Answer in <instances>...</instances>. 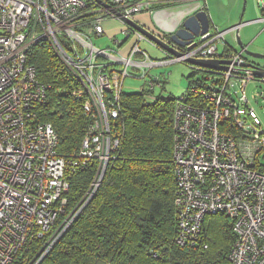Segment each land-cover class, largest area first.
<instances>
[{"label": "built area", "instance_id": "2783aa9c", "mask_svg": "<svg viewBox=\"0 0 264 264\" xmlns=\"http://www.w3.org/2000/svg\"><path fill=\"white\" fill-rule=\"evenodd\" d=\"M102 1L110 8L90 11L95 16L85 26L76 19L85 15L86 0H0V264H40L85 208L83 204L66 215L67 172L93 165L95 160H83L93 156L89 151L94 148L101 163L97 161V181L85 200L104 178L106 154L120 144L114 124L129 67L142 72L146 82L141 92L147 98L162 84L151 75L153 69L192 59L229 63L223 70L195 66L207 79H194L175 100L176 243L198 246L205 218L224 214L233 221L236 236L230 264H264V130L247 96L249 84L257 79L241 55L220 52L227 35L238 33L242 25L224 32L214 28L178 48L181 55L173 61H153L140 48L148 39L123 20L135 21L144 9L140 0ZM257 2L264 23V0ZM109 18L120 20L126 37L135 40L125 58L91 42L93 35L104 33ZM45 38L74 71L78 87L73 95L91 118L82 150L69 162L58 154L53 125L39 119L49 86L28 63L32 46ZM259 81L264 83V77ZM39 241L42 245L33 255L31 243Z\"/></svg>", "mask_w": 264, "mask_h": 264}, {"label": "trees", "instance_id": "16d2710c", "mask_svg": "<svg viewBox=\"0 0 264 264\" xmlns=\"http://www.w3.org/2000/svg\"><path fill=\"white\" fill-rule=\"evenodd\" d=\"M86 2L85 15L76 21L89 26L95 16L90 11L97 6L92 0ZM128 40L132 48L135 40L131 36L125 43ZM28 63L36 69L40 82L49 86L47 100L38 109L39 119L53 125L59 152L71 156L80 150L90 125L82 100L73 95L77 77L46 38L32 46ZM197 75L194 71L189 85ZM176 99L159 97L151 103L144 94L123 93V114L115 122L123 133L121 148L109 162L98 193L40 264H230L236 236L233 221L224 214L205 218L198 246L176 244ZM94 168L68 170L66 215L85 205L82 199ZM41 245L40 241L31 243V253L36 254Z\"/></svg>", "mask_w": 264, "mask_h": 264}, {"label": "rangeland", "instance_id": "374dc122", "mask_svg": "<svg viewBox=\"0 0 264 264\" xmlns=\"http://www.w3.org/2000/svg\"><path fill=\"white\" fill-rule=\"evenodd\" d=\"M237 1L238 0H213L210 6L209 12L211 16L213 14L217 20L221 21L222 26L228 24L229 17L227 15L232 12V18L238 19V22L235 24L244 25L241 30V38H242L241 40H242L243 46L247 47L248 49L247 51L253 55L256 54V55L264 56V23L263 22L260 23L258 21L259 19H262V9L258 5L257 0H240V9L238 11ZM232 25L233 23L228 24L226 27L223 28V30L221 29L219 30L223 32L227 31L233 26H235V25L233 26ZM214 28L215 27H213V29ZM227 41H228V44L233 49L235 48L236 50L241 51V48L238 46V41L236 40V35L234 33H230L227 35ZM140 48L143 51H145L147 55L150 57V59H152L153 61H162V60H167L169 58L168 55L164 51H162L159 48H156L155 45H153L151 42L147 40L141 41ZM109 51L110 50H108V52ZM244 56L250 65L258 66L259 68L264 70V58L253 57L246 53H244ZM119 67L123 68L122 66H119ZM128 71L130 73V76L126 78L125 85H124V93L136 94V93L141 92V88L142 86H144L146 82L145 79H141L143 78V76L141 75L142 72L137 71L131 66L129 67ZM192 71H193L192 67L184 63H176V64L168 65L164 68L153 69L151 73L155 75H162L163 78H166L165 79L166 84H165V89L156 88L153 93H150V95L147 96L148 101L151 103L155 102V100L159 98L160 96L174 97V98H179L180 96H182L184 92H186L188 85H189L188 79L186 77L190 76L192 74ZM215 77L217 76L215 75ZM201 78H202V74L201 75L198 74L196 76V80H199ZM247 96L250 101L249 108L254 109L256 111L257 115L262 121L263 129H264V84L259 81L251 82L247 89ZM122 106L123 105H122V99H121V109L118 110V117L116 121L121 119L122 117V114H123ZM82 108H83V101H82ZM83 111H84V108H83ZM174 113H175V109H174ZM86 116L89 117L88 115ZM90 121H91V118H90ZM114 130L118 133L120 144L117 147H112L109 153L106 154V157H107V164H106V170H105L106 172H107L109 162L116 157L117 155L116 153L120 150L122 140H123V133L120 129L116 127V125H115ZM173 130H175L174 129V118H173ZM173 141H174V138H173ZM82 147H83V142L78 152L74 153L71 156H65L59 152V141H58L57 151H58L60 158H64L66 161L69 162L70 160H73L75 158L76 154L80 153V151L82 150ZM89 152H92L93 156L90 158H85L83 162L87 163L89 160H95L93 162V165H95L96 168H94L95 169L94 177L91 181V185L87 188V192L90 190L92 184L97 181L95 180L97 177L98 169H99V165L97 161L101 163V160L97 155V151L94 148H91ZM262 165L264 166V162H262ZM102 183H103V178H102V181L99 183L98 187L96 188V191L92 194L90 198H88L85 201V207L91 202V200L98 193ZM84 200H85V197H83L82 201ZM69 215L70 214H68V216Z\"/></svg>", "mask_w": 264, "mask_h": 264}, {"label": "crops", "instance_id": "0c3cea01", "mask_svg": "<svg viewBox=\"0 0 264 264\" xmlns=\"http://www.w3.org/2000/svg\"><path fill=\"white\" fill-rule=\"evenodd\" d=\"M212 1L213 0H140L142 5H144V9L141 13H138L136 15L135 22L138 23L139 25L145 27L151 33H153L155 36L160 37L165 42H170V39H171L173 32L176 29L181 28L182 24L184 23V21L188 17H191L200 11H205L209 15V18L211 21V28L210 29H213V27H215L216 29L223 30L224 27H226L228 24H232V23H233V25L236 26L237 24H235V23L238 22V19L232 18V12L227 15L229 17V22H228V24H226L224 26H222L221 21L217 20L213 14L211 16L209 9H210ZM237 4H238L237 8L239 11L240 0L237 1ZM99 5H100V7L105 8L101 4H99ZM197 6H199L200 9L198 11H195ZM105 9H108V8H105ZM260 20L261 19H259L258 21L260 22ZM241 30H240V34H239L240 40L242 39L241 38ZM125 32H126L125 26L122 24V22L120 20L115 19V18H109L104 23V33L100 36L93 35L91 37V42L93 43L94 47H96L99 50H103V51L110 50L109 53H111L115 56L121 57V58H125L128 56V54L130 53V50H131V43H130L131 41L128 40V42L125 43V39L128 38V37H126ZM241 42H242V40H241ZM152 44L155 45L154 43H152ZM238 46L240 47L239 42H238ZM155 47L159 48V47H157V45H155ZM174 47L178 48L176 45H174ZM228 47H229V49H232L234 51H238L235 48L233 49L229 44H228ZM104 61L109 62V63L113 62V60H111L109 58H104ZM193 73H194V71H192V74ZM192 74L186 78L190 79ZM151 75L154 77H159L161 79V82H162L161 86L156 87V88L165 89V84H166L165 79L166 78H163L162 75H155L152 73H151ZM141 79H145V78H141ZM125 81H124V85H125ZM255 82H258V81H255ZM259 82H261V81H259ZM261 83H263V82H261ZM188 84H189V81H188ZM124 85H123V93H124ZM188 87H189V85H188ZM142 88H143V86H142ZM142 88H141V90H142ZM139 93L143 94L142 92H139ZM160 97H163V96H160ZM249 103H250V101H249ZM262 127H263V125H262Z\"/></svg>", "mask_w": 264, "mask_h": 264}, {"label": "water", "instance_id": "95a60500", "mask_svg": "<svg viewBox=\"0 0 264 264\" xmlns=\"http://www.w3.org/2000/svg\"><path fill=\"white\" fill-rule=\"evenodd\" d=\"M96 2H98L105 8H110V5L102 0H96ZM123 20L129 27L144 35L150 42L157 45L160 49L176 56L180 54L178 48L187 47L196 38L205 35L211 28V21L209 15L205 11H200L194 14L193 16L188 17L182 24V27L180 29H176L173 32L170 42H165L160 37L155 36L145 27L136 23L134 20L125 19V18H123ZM174 45H176L178 48H175ZM250 55L253 57L264 58L263 55H256V54L253 55L251 53ZM189 63L202 68H208L212 70H221V69L223 70L229 62L226 60H216V59H208V60L196 59V60H190ZM249 67H251V69L253 70L254 74L257 77L259 78L264 77L263 69L254 65H249Z\"/></svg>", "mask_w": 264, "mask_h": 264}, {"label": "bare ground", "instance_id": "6f19581e", "mask_svg": "<svg viewBox=\"0 0 264 264\" xmlns=\"http://www.w3.org/2000/svg\"><path fill=\"white\" fill-rule=\"evenodd\" d=\"M96 1V0H95ZM96 10H98V11H102L103 9L101 8V7H98V8H96ZM240 25H242V28H243V24H240ZM182 27V26H181ZM241 28V29H242ZM180 29V28H179ZM210 30H212V29H210ZM209 30V31H210ZM208 31V32H209ZM207 32V33H208ZM206 33V34H207ZM205 34V35H206ZM239 34H240V31L238 32V33H235V35H236V40L239 42V44H240V42H241V40H240V36H239ZM204 36V35H203ZM200 37H202V36H200ZM200 37H198V38H200ZM198 38H196V39H198ZM195 39V40H196ZM241 44H242V42H241ZM241 44H240V47H241V51H234V50H232V49H229V47H228V41H227V38H226V42L224 43V46L220 49V52H221V54H238V55H241L242 56V58L245 60V66L246 67H248V68H251V67H249V62L246 60V58H245V56H244V53H246V54H248V55H250V53L247 51L248 49H247V47H244L243 46V44H242V46H241ZM158 47V46H157ZM186 48V47H185ZM185 48H181V49H185ZM162 50V49H161ZM162 51H164V50H162ZM166 54H169V58L167 59V61H173L172 59H174V58H177V56L176 55H173V54H171V53H168V52H166V51H164ZM180 53V52H179ZM181 55V53L178 55V56H180ZM178 59H175L174 61H177ZM192 60H195V59H192ZM185 64H188V65H190L191 67H192V70L193 71H197L198 72V74H202L201 73V71H199V70H197L196 69V67L197 68H199V69H202V67H199V66H196L195 67V65L193 64H191V63H189V62H187V63H185ZM255 66V65H254ZM157 69V68H156ZM207 70H210V69H208V68H206ZM212 70V69H211ZM202 76H203V74H202ZM255 77H256V81H259V79L261 78H259V77H257L256 75H255ZM77 83H78V81H77ZM262 161H264V157H263V159H262ZM263 166V165H262ZM78 216V215H77Z\"/></svg>", "mask_w": 264, "mask_h": 264}]
</instances>
